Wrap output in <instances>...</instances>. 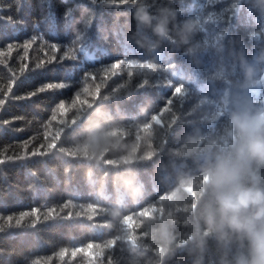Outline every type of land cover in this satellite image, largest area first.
I'll return each instance as SVG.
<instances>
[{
  "label": "trees",
  "instance_id": "16d2710c",
  "mask_svg": "<svg viewBox=\"0 0 264 264\" xmlns=\"http://www.w3.org/2000/svg\"><path fill=\"white\" fill-rule=\"evenodd\" d=\"M138 9L152 26L167 16L168 38L138 30ZM0 100V264L247 258L234 235L190 241L188 206L204 157L233 149L231 115L264 113L258 0H0ZM90 131L114 133L102 156L83 147ZM181 180L192 195L170 202ZM169 214L161 253L151 237Z\"/></svg>",
  "mask_w": 264,
  "mask_h": 264
},
{
  "label": "clouds",
  "instance_id": "9594fccd",
  "mask_svg": "<svg viewBox=\"0 0 264 264\" xmlns=\"http://www.w3.org/2000/svg\"><path fill=\"white\" fill-rule=\"evenodd\" d=\"M258 3L264 6V0H258ZM135 19L138 30L141 26L151 27L158 38H168L167 16L152 26V17L147 11L138 9ZM186 30L190 31L187 26ZM182 42H186V37H182ZM250 73L251 69H247L246 74ZM227 131L230 136L235 133L232 151L228 154L206 155L200 165V199L188 206L194 216V232L188 239L197 247H202L203 237L216 234L222 240L234 235L246 240L248 245L247 258L241 257L237 264H264V189L258 186L260 177L256 171L264 167V113L254 116L247 112L234 113L227 122ZM111 135L114 133L90 131L83 147L102 156L111 146V141L107 139ZM186 183L181 180L180 187L167 194V199L170 202H183L181 188L191 196L190 188L185 187ZM126 187L133 193L137 191L131 181H126ZM115 215L118 213L113 212ZM175 224L176 221L169 214L167 222H161L152 234L151 238L161 253L168 251L174 239Z\"/></svg>",
  "mask_w": 264,
  "mask_h": 264
},
{
  "label": "snow or ice",
  "instance_id": "6c2138e0",
  "mask_svg": "<svg viewBox=\"0 0 264 264\" xmlns=\"http://www.w3.org/2000/svg\"><path fill=\"white\" fill-rule=\"evenodd\" d=\"M25 47L27 48L28 47V45H25ZM53 50H55V48H53ZM49 87H51V85H49ZM40 91H43V89H40ZM32 95H35V93H32ZM77 102L79 103L80 101H79V98L77 97ZM5 103V101H3V100H0V105H3ZM59 108H60V110L61 109H65V105H64V103H61L60 105H59ZM56 117H55V115L53 116V119H55ZM4 161H2V160H0V163H3ZM33 215H34V217H36V218H38V216H39V210H35L34 211V213H33ZM9 219H11L10 217H9Z\"/></svg>",
  "mask_w": 264,
  "mask_h": 264
}]
</instances>
